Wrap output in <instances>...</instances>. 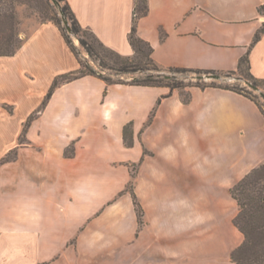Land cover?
<instances>
[{"label": "crops", "instance_id": "crops-1", "mask_svg": "<svg viewBox=\"0 0 264 264\" xmlns=\"http://www.w3.org/2000/svg\"><path fill=\"white\" fill-rule=\"evenodd\" d=\"M67 2L106 46L133 53V0ZM261 5L148 0L137 34L163 67L231 70L248 50L251 73L264 80V33L250 46ZM78 66L50 21L0 55V159L16 149L0 162V264H235L230 253L244 235L230 188L264 162L257 103L197 86L183 102L165 86L86 75L57 86L41 107L55 76ZM130 164L141 228L131 195H119Z\"/></svg>", "mask_w": 264, "mask_h": 264}, {"label": "trees", "instance_id": "trees-1", "mask_svg": "<svg viewBox=\"0 0 264 264\" xmlns=\"http://www.w3.org/2000/svg\"><path fill=\"white\" fill-rule=\"evenodd\" d=\"M50 1V0H49ZM52 1V0H51ZM61 4L63 13L70 23L71 32L77 36L78 41L84 52L88 55V59H81L74 47L71 45L69 38L60 25L61 17L56 14L49 15L47 21L53 22L61 30L66 42L70 48L75 52L78 58V68L69 71L67 73L59 74L53 79L51 86L41 104L44 106L48 98L53 91L60 84L82 77L86 75H94L103 79L106 84H134V85H146V86H165L172 91L173 89H179L181 86H197L200 88L206 87H218L228 89L237 93H240L251 100H253L260 107L263 115V106L249 93L244 92L238 87L232 85H219L214 81L209 84H186L181 85L175 82L174 79L163 72L165 70L176 71H193L199 74H216L219 76H235L240 79H244L250 82L257 88L261 87L260 84L264 83L263 79L255 77L250 70V63L248 57V50L238 60L237 67L231 70H216V69H193L184 67H163L159 65L153 58V48L143 38L137 34V21L140 17L145 16L148 13V0H133V20L130 31L128 33V40L133 49L131 55H123L117 51L106 46L99 38L89 29L83 27L77 18L75 17L71 7L67 0H57ZM264 5L258 7V12L264 15ZM13 10V0H0V18L11 16ZM161 37L163 32H160ZM264 33V21L261 26L255 31L252 42V46ZM7 41V40H6ZM98 45L100 50H98ZM21 44H17L14 47L0 52V55H10L20 47ZM92 62V63H91ZM97 66V68H96ZM103 69L110 70L109 73L103 72ZM141 73L142 75H135ZM131 75L128 80L122 79L124 75ZM117 77L114 78L113 76ZM179 96L183 102H188L190 94H184L179 92ZM40 109V108H39ZM36 111L32 113L24 123L23 132L31 120L35 117ZM129 125L124 127V134L128 133ZM130 144V141L127 142ZM9 153L0 159V162L10 160ZM129 183V182H128ZM127 183V184H128ZM127 190V185L126 188ZM119 192L122 194L124 191ZM132 202L137 215L138 223L142 225L143 209L138 200L134 190H129ZM232 197L237 201L239 211L234 217L233 222L243 233L244 239L242 243L233 249L230 253V259L235 264H264V162L254 167L249 171L241 180L235 183L230 188Z\"/></svg>", "mask_w": 264, "mask_h": 264}, {"label": "rangeland", "instance_id": "rangeland-1", "mask_svg": "<svg viewBox=\"0 0 264 264\" xmlns=\"http://www.w3.org/2000/svg\"><path fill=\"white\" fill-rule=\"evenodd\" d=\"M59 3V1H58ZM264 12V9H262ZM62 7L59 3L57 6L51 0H13V10L11 11V16L1 17L0 18V52L7 50L8 48L14 47L17 44H21L23 40L38 26L40 23L47 21L49 15H54L57 13L59 17H61L60 25L63 28L64 32L66 33L67 37L70 40L71 45L74 47L75 51L77 52L78 56L81 59H88V55L84 52L82 47L79 44L78 38L74 35L70 30V23L65 17L64 13H61ZM7 40V41H6ZM98 50L100 48L98 47ZM92 63V62H91ZM97 68V66H96ZM105 73H109L110 70L103 69ZM164 74L172 77L175 82L180 83L181 85L186 84H209L214 81L215 84L219 85H234L239 89L243 90L244 92L249 93L253 96L264 108V83H261L259 88L252 85L250 82L237 78L235 76H219L216 77V74H199L193 71H176V70H165ZM141 76V73L135 74ZM114 78L117 76L114 75ZM131 78V75H124L122 79L128 80ZM192 87V86H190ZM189 86L180 87L179 89L175 88L173 90L179 92H183L184 94H189ZM153 114L151 115L152 118ZM20 142L24 141V138H19ZM16 149H13L9 152V157H15ZM144 153L147 154L149 151L147 148H144ZM130 174L131 178L129 183L127 184V190L123 193L130 194L129 190L135 187L136 183V175L138 172V165L137 164H130ZM135 192V191H134ZM136 194V193H135ZM120 195V194H119ZM137 195V194H136ZM138 197V196H137ZM138 200L142 206V203L138 197ZM133 203V202H132ZM134 207V205H133ZM143 209V206H142ZM135 210V208H134ZM136 213V212H135ZM137 216V215H136ZM145 214L143 209V216H142V225L138 223L137 220V227L141 228L145 224Z\"/></svg>", "mask_w": 264, "mask_h": 264}, {"label": "water", "instance_id": "water-1", "mask_svg": "<svg viewBox=\"0 0 264 264\" xmlns=\"http://www.w3.org/2000/svg\"><path fill=\"white\" fill-rule=\"evenodd\" d=\"M52 2L55 3L57 6H59V3L57 0H52ZM61 13L63 12L61 11ZM214 76L219 77L218 75H214ZM262 96L264 97V94H262Z\"/></svg>", "mask_w": 264, "mask_h": 264}]
</instances>
